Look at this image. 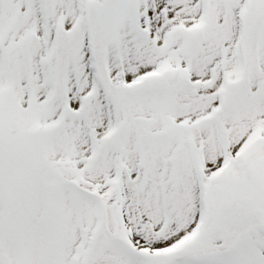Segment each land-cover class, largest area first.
Listing matches in <instances>:
<instances>
[{
	"label": "snow or ice",
	"instance_id": "1",
	"mask_svg": "<svg viewBox=\"0 0 264 264\" xmlns=\"http://www.w3.org/2000/svg\"><path fill=\"white\" fill-rule=\"evenodd\" d=\"M0 264H264V0H0Z\"/></svg>",
	"mask_w": 264,
	"mask_h": 264
}]
</instances>
